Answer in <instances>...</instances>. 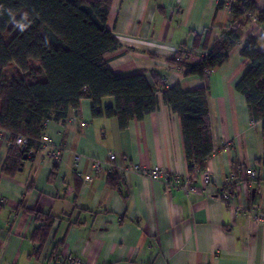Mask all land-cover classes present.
<instances>
[{
	"label": "crops",
	"instance_id": "1",
	"mask_svg": "<svg viewBox=\"0 0 264 264\" xmlns=\"http://www.w3.org/2000/svg\"><path fill=\"white\" fill-rule=\"evenodd\" d=\"M224 1L218 9L220 0H114L107 21L121 43L108 55L114 73H141L154 84L151 72L158 70L166 74L167 87L183 91L209 85L214 153L203 172L212 180L205 183L203 172L189 177L182 121L160 89L157 110L125 130L116 117H94L88 98L66 123L47 122L44 134L61 150L59 164L41 149L25 156L14 175L5 174L10 134L0 130V264H70L72 258L83 264H264V139L237 90L251 67L242 52L264 32V24L248 27L208 82L167 61L213 24H231L228 2L234 0ZM254 1L264 9V0ZM219 35L215 29L212 37ZM202 58L194 54L190 60ZM104 105L114 107V98ZM96 161L105 169L97 172ZM135 164L161 167L197 190L187 193L173 180H152L133 170ZM235 165L240 181L224 199ZM114 168L121 193L107 182ZM247 168L255 169V180L246 176ZM31 211L55 216L38 255L40 245L31 236L45 223ZM57 243L61 259L46 258Z\"/></svg>",
	"mask_w": 264,
	"mask_h": 264
},
{
	"label": "trees",
	"instance_id": "2",
	"mask_svg": "<svg viewBox=\"0 0 264 264\" xmlns=\"http://www.w3.org/2000/svg\"><path fill=\"white\" fill-rule=\"evenodd\" d=\"M114 0H0V130L10 134L9 155L3 171L12 176L25 156L40 151L47 122L66 123L71 112L80 113V101L91 100L94 117H116L125 130L134 119L142 120L158 108L157 91L182 121L184 148L189 177L205 170L214 153L212 123L208 104L209 85L183 91L180 86L167 87L166 74L151 72L154 84L144 74L122 75L108 66V55L121 43L108 29L107 21ZM226 5L220 0L218 9ZM227 27H208L203 35L196 34L193 49L184 43L168 58L170 65L181 67L187 76H198L208 82L212 70L223 66L230 50L237 45L252 23L264 24V9L254 0H234ZM255 20V21H254ZM19 25H24L23 30ZM215 29L220 31L212 37ZM264 32L248 40L242 55L251 63L250 69L237 84L246 98L252 122L261 124L264 139ZM199 48L208 50L202 60H190ZM192 55V56H193ZM15 65L11 77L4 71ZM113 97L115 106L104 105ZM26 143L17 144L18 138ZM264 163V158L262 160ZM237 165L230 185L222 191L233 193L240 181ZM108 185L120 193L122 180L112 169ZM127 195H124V199ZM224 198V197H223ZM44 222L31 236L46 245L55 222L52 214L31 211ZM59 243L50 256L57 255ZM67 261H63L66 264Z\"/></svg>",
	"mask_w": 264,
	"mask_h": 264
},
{
	"label": "built area",
	"instance_id": "3",
	"mask_svg": "<svg viewBox=\"0 0 264 264\" xmlns=\"http://www.w3.org/2000/svg\"><path fill=\"white\" fill-rule=\"evenodd\" d=\"M232 2L233 1L228 2V7L232 4ZM193 42H194V39H192L189 42L188 48L190 49V51H192L193 49ZM195 52H199L198 49L194 51V54H199V55L202 54L204 56L208 53V50L200 51L199 53H195ZM189 55L192 56L193 54H189ZM24 143H26V140L24 138L20 137L17 139V144L23 145ZM41 144H42L41 149L43 153H45L47 157H50L55 164H59L61 162V150L57 146L54 145L52 139L48 135L43 134L42 139H41ZM115 158L116 157L114 154L109 155V159L111 161L115 160ZM76 159L78 160L79 157H77ZM94 168L97 172H100L105 169V163L101 161H96L94 163ZM133 170H135L139 174L147 176L148 178L152 180H157V181L163 180L166 184L171 183V181L173 180L187 193L196 192L197 190V188L192 183L182 179L180 176H176L174 178V176L170 175L168 172H166L164 169L158 166L147 167L141 164H135L133 166ZM245 173H246V176L252 180H255L258 177L257 172L253 168H247ZM203 177H204L205 183H209L212 180L211 176L207 172H203ZM84 179L90 180L91 176L86 175L84 176ZM230 183L231 181L228 183V186L230 185ZM228 198H229V194H226L224 196V199H228ZM69 262L70 264H83L82 261L78 258L69 259Z\"/></svg>",
	"mask_w": 264,
	"mask_h": 264
},
{
	"label": "rangeland",
	"instance_id": "4",
	"mask_svg": "<svg viewBox=\"0 0 264 264\" xmlns=\"http://www.w3.org/2000/svg\"><path fill=\"white\" fill-rule=\"evenodd\" d=\"M15 69H16V68H15V65L10 66L9 68H7V69L4 71V75H5L6 77H11V75H12V73L14 72Z\"/></svg>",
	"mask_w": 264,
	"mask_h": 264
},
{
	"label": "clouds",
	"instance_id": "5",
	"mask_svg": "<svg viewBox=\"0 0 264 264\" xmlns=\"http://www.w3.org/2000/svg\"><path fill=\"white\" fill-rule=\"evenodd\" d=\"M20 27H21V30H23V28H24V25H19Z\"/></svg>",
	"mask_w": 264,
	"mask_h": 264
}]
</instances>
